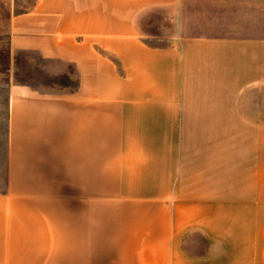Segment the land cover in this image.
<instances>
[{
    "label": "crops",
    "instance_id": "0c3cea01",
    "mask_svg": "<svg viewBox=\"0 0 264 264\" xmlns=\"http://www.w3.org/2000/svg\"><path fill=\"white\" fill-rule=\"evenodd\" d=\"M186 4L8 3L0 264H264V0Z\"/></svg>",
    "mask_w": 264,
    "mask_h": 264
},
{
    "label": "rangeland",
    "instance_id": "374dc122",
    "mask_svg": "<svg viewBox=\"0 0 264 264\" xmlns=\"http://www.w3.org/2000/svg\"><path fill=\"white\" fill-rule=\"evenodd\" d=\"M36 0H0V26H2L9 17L11 11L8 9V3L13 4L14 2V11H25L29 9ZM188 11L187 15L189 17L188 24L190 26H186V31L189 33H203L205 32V28L201 25H193V22H202L203 24V16H197L195 18H199L198 21L195 20V15H200L198 13H203L204 9V0H187ZM19 64L21 66V77H28L29 71L32 69L29 66L26 55L22 53L19 55ZM41 62V61H40ZM43 65L44 62H41ZM12 69L10 66V54L8 48V34L5 30H2L0 27V189L2 187L3 180V168L5 163V153H6V116H7V100H8V92H9V83H10V75L8 74V70ZM34 74L32 73V77ZM39 79L43 82H48L47 77L45 75H37ZM58 80L61 81V77L58 76Z\"/></svg>",
    "mask_w": 264,
    "mask_h": 264
}]
</instances>
